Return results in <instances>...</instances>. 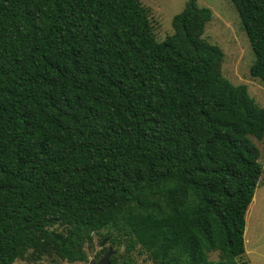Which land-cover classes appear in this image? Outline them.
<instances>
[{
  "label": "trees",
  "instance_id": "obj_1",
  "mask_svg": "<svg viewBox=\"0 0 264 264\" xmlns=\"http://www.w3.org/2000/svg\"><path fill=\"white\" fill-rule=\"evenodd\" d=\"M264 87V0H229ZM208 8L157 42L139 0H0V264H248L264 111L220 74ZM103 250L94 255L99 256Z\"/></svg>",
  "mask_w": 264,
  "mask_h": 264
},
{
  "label": "rangeland",
  "instance_id": "obj_2",
  "mask_svg": "<svg viewBox=\"0 0 264 264\" xmlns=\"http://www.w3.org/2000/svg\"><path fill=\"white\" fill-rule=\"evenodd\" d=\"M139 1L147 10L155 40L161 42L171 34V19L183 10L186 0ZM196 4L198 7L208 8L211 12V19L206 23L202 37L222 52L221 76L232 85L243 86L248 96L264 111V87L258 78L250 76L249 70L254 62V56L234 7L229 0H196ZM251 141L258 150V163L262 168V174L244 214L242 259L248 264H264V135L258 141L253 139ZM107 247L108 245L104 243L98 246L96 237H93L92 249L87 252L86 262L72 264H88L97 251L106 250ZM105 252L103 250L96 259ZM13 264L67 263L49 255L37 261L16 260Z\"/></svg>",
  "mask_w": 264,
  "mask_h": 264
},
{
  "label": "water",
  "instance_id": "obj_3",
  "mask_svg": "<svg viewBox=\"0 0 264 264\" xmlns=\"http://www.w3.org/2000/svg\"><path fill=\"white\" fill-rule=\"evenodd\" d=\"M110 249H108V251H106L100 258H98L97 260H95V258L93 257L92 259H90L88 261V264H109L108 262V258L110 256Z\"/></svg>",
  "mask_w": 264,
  "mask_h": 264
},
{
  "label": "flooded vegetation",
  "instance_id": "obj_4",
  "mask_svg": "<svg viewBox=\"0 0 264 264\" xmlns=\"http://www.w3.org/2000/svg\"><path fill=\"white\" fill-rule=\"evenodd\" d=\"M94 258H95V260H97L95 256H94Z\"/></svg>",
  "mask_w": 264,
  "mask_h": 264
}]
</instances>
